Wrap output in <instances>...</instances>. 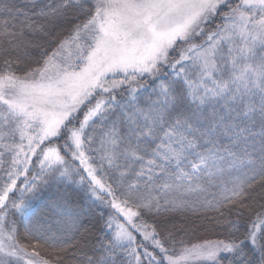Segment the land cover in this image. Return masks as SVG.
I'll return each mask as SVG.
<instances>
[{"label": "snow or ice", "instance_id": "1", "mask_svg": "<svg viewBox=\"0 0 264 264\" xmlns=\"http://www.w3.org/2000/svg\"><path fill=\"white\" fill-rule=\"evenodd\" d=\"M0 264H264V0H0Z\"/></svg>", "mask_w": 264, "mask_h": 264}, {"label": "trees", "instance_id": "2", "mask_svg": "<svg viewBox=\"0 0 264 264\" xmlns=\"http://www.w3.org/2000/svg\"><path fill=\"white\" fill-rule=\"evenodd\" d=\"M15 3L18 5H23L25 3V0H15ZM55 189H50L47 192H45L40 200L34 201V206L36 208H42L43 205L49 200L54 198ZM55 227V225H53ZM211 235V234H207ZM212 238H215L214 236Z\"/></svg>", "mask_w": 264, "mask_h": 264}]
</instances>
